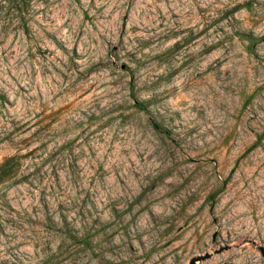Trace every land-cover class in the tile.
<instances>
[{
  "label": "rangeland",
  "instance_id": "374dc122",
  "mask_svg": "<svg viewBox=\"0 0 264 264\" xmlns=\"http://www.w3.org/2000/svg\"><path fill=\"white\" fill-rule=\"evenodd\" d=\"M0 264H264V0H0Z\"/></svg>",
  "mask_w": 264,
  "mask_h": 264
},
{
  "label": "trees",
  "instance_id": "16d2710c",
  "mask_svg": "<svg viewBox=\"0 0 264 264\" xmlns=\"http://www.w3.org/2000/svg\"><path fill=\"white\" fill-rule=\"evenodd\" d=\"M140 103V102H139Z\"/></svg>",
  "mask_w": 264,
  "mask_h": 264
}]
</instances>
